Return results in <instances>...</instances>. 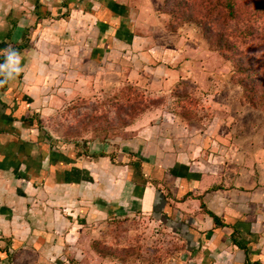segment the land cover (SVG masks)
I'll list each match as a JSON object with an SVG mask.
<instances>
[{
    "label": "crops",
    "instance_id": "1",
    "mask_svg": "<svg viewBox=\"0 0 264 264\" xmlns=\"http://www.w3.org/2000/svg\"><path fill=\"white\" fill-rule=\"evenodd\" d=\"M155 4L0 0V264H82L87 231L128 213L155 215L180 236L185 248L171 264H264V143L256 137L230 143L223 135L232 130L219 134L217 118L184 133L169 121L139 123L132 137L93 139L82 152L61 149L33 121L50 99L30 90L29 51L11 43L36 23L49 24L48 34L92 24L80 40L131 36L127 28Z\"/></svg>",
    "mask_w": 264,
    "mask_h": 264
},
{
    "label": "rangeland",
    "instance_id": "2",
    "mask_svg": "<svg viewBox=\"0 0 264 264\" xmlns=\"http://www.w3.org/2000/svg\"><path fill=\"white\" fill-rule=\"evenodd\" d=\"M176 3L158 0L146 16L152 21L144 16L127 28L134 31L131 36L117 31L112 38L80 40L92 24L82 31L73 29L74 34L66 25L53 34L44 33L49 24L30 26L22 42L19 38L11 44L29 51L23 61L33 67L30 90L50 99L35 112V125L61 149L78 144L82 152L93 139L132 137L139 123L169 121L184 133L191 127L200 131L215 118L219 134L223 128L232 130L222 134L228 142L247 143L256 137L264 143V110L250 106L264 102V66L254 63L256 70L249 73L238 70L241 58L250 62L249 69L253 61H264V6L256 12L249 37L238 32L243 25L221 23L224 9L208 15L201 8L203 21H214L212 31L223 33L233 45L235 55L224 56L210 45L213 38H208L206 24L179 19ZM178 24L175 32L169 31ZM243 84L248 85L245 92ZM105 222L87 231L86 247L80 248L85 254L82 264H171L184 251L180 236L155 215L128 213Z\"/></svg>",
    "mask_w": 264,
    "mask_h": 264
},
{
    "label": "trees",
    "instance_id": "3",
    "mask_svg": "<svg viewBox=\"0 0 264 264\" xmlns=\"http://www.w3.org/2000/svg\"><path fill=\"white\" fill-rule=\"evenodd\" d=\"M248 4L247 0H177L176 6L178 7V17L179 19H182V22L185 23L187 21L192 22L197 21L198 23L209 27L208 31V38H213V41H211L210 45H216L219 47L217 51L221 55H227L229 54L233 55L232 51V44L230 40L223 34L219 32L212 31L213 27L216 25L214 21L208 20L206 22L203 21L202 16L200 13L201 8H206L207 13L209 15L210 12H216L221 8L224 9L223 12L225 14H221V23L228 24L229 21L237 22L238 24L243 25L238 30L239 33L242 32L244 37H249L252 34L253 31V21H256L254 18H256V12L259 11L261 8L263 9L264 6V0H251L250 4ZM180 19V20H181ZM219 24V21L217 22V25ZM180 25L178 24L176 27H171L169 31L175 32L177 28H179ZM211 29V30H210ZM213 50H216V48H212ZM224 51V52H222ZM235 55V54H234ZM251 60V59H250ZM254 63H258V66H264V61H253L251 63V68L249 69L250 62L246 59L241 58V62L239 65V72L242 73H249L250 71H255ZM250 75H248V78ZM252 78V77H251ZM1 75H0V83H1ZM242 81V80H241ZM243 88V91H247L246 86L248 85H241ZM264 99V91L262 92ZM255 96V94H253ZM254 101V100H253ZM251 103V102H250ZM253 108H259L264 110V102L262 104H256L255 102H252L250 104Z\"/></svg>",
    "mask_w": 264,
    "mask_h": 264
}]
</instances>
